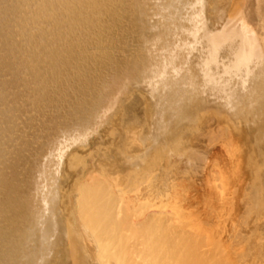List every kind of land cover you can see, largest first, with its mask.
Here are the masks:
<instances>
[{
	"label": "bare ground",
	"instance_id": "6f19581e",
	"mask_svg": "<svg viewBox=\"0 0 264 264\" xmlns=\"http://www.w3.org/2000/svg\"><path fill=\"white\" fill-rule=\"evenodd\" d=\"M205 1L206 0H0V264H252L254 261L256 262V264H261L260 258L262 255H260V254L257 255L255 257V259H251V260L248 259L246 256H242V257L240 256L241 254L248 252V251L244 250L243 247L247 249L249 245H246L247 246L246 247L244 244H248L249 241L252 242L255 239H257L256 236L253 234H256V232H257V233H259V234H257V236L262 235V234L264 235V232L263 233L261 232L262 234L260 233V231H262V229H259L261 225H259V226L255 225V223L258 221V218L256 219L253 216L252 220L254 221L256 219L255 220L256 222L255 221H254L255 223L253 222L254 224L251 222L250 218H246V219L244 218L245 220H243V221H242V219H239V217L240 218L242 217L243 213L245 214L248 206L246 207V209L244 208L245 212H243L241 216H239L241 213L240 214L238 213V219L237 220L232 219L233 221L239 220L237 224L231 220L230 224H232V222L234 223V225L228 224L229 226H231V228L227 227V223H229L227 221V219H226L227 223L224 222V225L226 224L224 226L223 225L224 218H223V221H221V219L218 218L224 227L219 226L217 224V222L215 225H213L215 223L214 222L210 225L212 227L213 226L216 227V225L219 226V227H216L217 229H215V227H214V229L213 228L209 229L205 225L206 229L200 228V230L202 229L200 231V233H198V231L196 233L195 227L198 228L197 225L202 226L201 224H199V221H198L199 219L198 220L196 219V221L194 222L195 219H192L193 221H191V219H189L190 217L187 218V216L182 217L179 214H175V213L173 214L172 211H173L174 205H171L172 207H170V204H167V202L165 200L162 201L163 202L162 204L160 202H159L160 204H158L157 203L158 201L155 202L156 196H158V195H156L155 191H153V193L155 192L153 194L151 190L149 191V189L148 190L146 189L147 190L146 193L148 195L146 193H144L146 195V196H144V194L142 192L143 197L139 196V195L137 196V193H138L137 191H140V192L142 191V188H139V184H140L138 182L139 179L135 181V184L136 183H138V184L133 186V187H135L134 193L136 192L134 194V198H133V196L129 197L126 194V192L129 195H130V193L127 190L125 191L126 187L124 188L121 186L123 183L121 184L119 182V180H116V177H118V176H116L117 173H115L116 174L115 178H113V179L111 178V177H113L112 175H114L112 173H111L112 175L110 174V172H112V171H110L111 169L109 170L110 172L108 170H105V171L103 170L104 173L101 172L102 170L98 171V172L97 171L94 172V170H93V172H91V171H89V169L91 168V166L88 164L89 162L87 163V166L84 165L85 167L72 169L74 173H71V174H74V175L75 174L76 175L77 174L82 175L84 172L86 174V169H88L89 173L86 174V177H84V179H82L83 178L82 177L81 178L82 180L79 179L78 176L77 177L75 176L76 179H79V182L75 181L76 180L75 178H73V179H75L74 180L75 182H73V179L70 178L72 181L70 179L69 180L71 182H73V185L75 186V188H73V187L69 188V193L67 192L68 193L67 195L62 194V191H61L62 189H61V187H59L61 189L60 190L58 188V185H56L57 187L56 186L51 187L53 182L55 184H57V182H58V181L56 182V180H58V178H57L58 174L57 173L55 174V171L53 174L56 175L55 176L56 179L54 178V175L52 176V174H51L53 170L50 172V174H51L50 178L52 179V177H53L54 178L53 180H55V181H53V180L51 181L49 179L51 181V183H50L51 185L49 183L43 182L44 177H45L46 181L49 182L47 177L50 175H48L49 174L48 173L47 174L48 176L46 177V175H45L46 169H48L47 172H49V169H52V168L54 169V166L56 165L55 166L56 170L58 168L60 170L62 168V165H63V172L65 171L64 164H62L61 166H59V165L63 162L65 163L66 162L65 158L69 157L71 155L72 152H67L68 147H72V149H70L71 151L73 150V146L75 144H77L78 146H81V148H83V146H84L83 144H86V142H85L86 139H85V137L82 138V139H85V141H84L80 138L82 136H85V135H86V138H88L90 135L93 134V131L95 134V130L98 128V126H100L99 124L102 123L101 121L103 119L107 120V122H108V120L110 121V117L108 119V117H107L108 115H106V114H108V112L107 113L105 112L106 114L103 113V111H106L105 106H106V108L113 107V109H114L116 107V103L120 102V100H121V95L123 94L122 92L125 93L127 88L129 89V87H127L126 85H128V84L130 85V83L134 82V81H132L134 78H138V79L140 78L141 80L140 79L137 80L138 84H136L134 82L135 84L134 83L132 84V85H134V87L131 86L130 88L135 90L136 85H139V86H137V88L143 87L144 89H146L148 91L149 89H147V88H149V87H147V86H150V90L147 92V94L149 93L150 94V95L148 94L149 96L156 98V102H157L156 105L158 106V108H156L157 107L156 106L155 109H153V111L155 110V112H157L155 114L156 116L154 117L156 119V123L153 120L155 124L153 125V123H152L153 127L151 126L152 128L150 129L149 132H147L149 136L145 135V133L144 134L141 133L142 135H140V136H142L143 142H145V143H146V141H144V138H143L145 136H147L149 138L150 141L148 143H151V144H157L158 139L161 135H163L164 138H165V136H168L169 133L172 132L173 127L179 125L183 119L185 120V118L188 117L189 114L187 112L190 110H188L187 109L188 107L186 108L185 105L191 104L192 102H194V103H196V102L197 103H201V102H203V103H218L220 105H224V107H228L229 110L231 112H233V111L241 110L245 104L249 105L248 107L250 108L251 105H253L254 103L257 104L260 101L261 95H260V97H258L259 93H258L257 89H258V86L260 84L262 86L263 82H264V49H263V45H264L263 34L264 33L261 34V32H264V31H262V29L264 28V23H263L264 19H263V17H260L259 13H261L260 10L263 11V9H264L263 8L264 3H262V5H261V0H257L258 2H256V3L252 1L253 3L256 4V6L254 5V8H255L254 10L257 11V14H256L257 17H254V18L258 19V17H260L258 19L259 21L254 20L253 16L255 14L251 15L250 18H252V19H250L248 17V15H250L252 12L255 13L252 9L253 8L252 3H250V7L252 9L251 10L252 12L250 14H248L250 9L247 6H245V7H247L248 9L244 8L243 7L244 3H243L242 8H244V10L247 9V10H245V11H248L247 13L242 8H239V9L234 8L235 10L233 8H230L228 10L233 9L236 13L235 12L232 13V14L235 13L234 16L233 15L231 16V14H229V15L226 14L227 17H225L224 19L227 18L228 20H224V21L222 19L225 15L222 13L223 17H221L220 13L221 12L225 13V11H223L225 9H222L221 8L222 6H221L220 9H222V10H220L218 8L220 5H218V6L216 5V7H215V5H213V6L211 5L213 9L214 8L219 9L218 12H217L218 9H215V10L217 12V16L219 15L218 17H219V19H221L220 21L221 22L223 21V23H220V21H217L219 19L215 14V17H216L215 19H217V20H215V22L213 24H216L218 22L220 24V27L218 24V28H215L217 25H215V26L212 25L214 27L211 28V27H209L210 21H209V19H207L209 16L207 15V18H205V15H204V8H206L204 6V5H206ZM223 1H225V0H223ZM254 1H256V0H254ZM259 1H260V3H259ZM221 3H222V1H221ZM234 3H236V2H234ZM245 3H246V5L249 4L248 2H245ZM258 4H260L262 6V9L258 8V7H261L260 5L258 6ZM144 6L147 8H144ZM211 6H209L210 8L209 7L208 8L211 9ZM226 7L227 6H225V8ZM213 9H212V11H213ZM154 11H156L155 13L159 17L158 20H154L156 18V16L153 15ZM143 12H144L143 15L147 14L146 16H144V18H147V16H151V14H152V16H154V18L151 17V19H149V20L147 19L148 21H147L146 25L149 24L152 27V30L154 29V31L155 30L159 31V29H160V31H159L160 33L157 31L158 35L154 36L156 38L153 39L154 37L152 38L151 36H152V33L154 31L150 32V31H152L150 29V27H148V25L147 26L144 25V27H148L150 29V31L148 29L147 30L149 31V33H151L150 38H152V40L155 41V44L150 38H149L150 41H148V37L146 39L147 42H150V43L152 42L151 44H154L155 46L154 47L149 46L148 45L149 43L147 44V42L144 41L147 44L146 45L144 43L146 45V47L149 46L148 47L149 49L151 47V50H149L147 48L149 50V51H147L146 47L143 46V43L140 44V43H138L139 41L137 42L138 46H139V44L141 45L140 50L143 47L145 48L144 51L146 50L145 51L146 54H144V56L146 55L148 57V60L146 59L147 57L143 58V59H146L147 62L145 60H143V62H141L142 60L140 58L141 63L136 64L138 76L136 75L137 73H134V76L132 74V70H135V68L132 67L134 65L131 66V64H130L131 61L129 63V67L131 68V69L129 68V76H128V72L126 71V69L124 71L127 73H122V75L127 74V76H123L125 78H123V77L120 78L121 75H119V77L117 76V74H118V72L116 71L117 69H116V67H112L115 65L112 63V66L110 65L111 69L113 68V70L116 71L115 74L119 79L116 78V76H115V78H116L115 80L112 79V77H111L110 84H108L109 82L108 83L107 82L97 83V81L99 80L98 78L100 76L97 78L98 79L97 81L95 80V77L93 78L92 74H94L95 69L93 67H90V66L87 67V64H88L87 62L91 63L92 61H97V60H99V63H100V61L101 62H103V61L112 62L110 60L115 61V59L118 58L117 57L118 55H116L114 53V51H117V49L115 50L114 47L117 48L119 46V43H118L117 38L116 39L113 38V36H116L115 34L117 32H115L112 35V34H110L111 33L110 31H115L116 29H118V28L120 29V27L123 26V23L125 21L124 20L125 14H128L129 16L131 15L138 25V23L141 21V17H142ZM149 12H152V13H149ZM263 12L261 14H264ZM227 13H228V11H227ZM211 15L212 14H210V16ZM229 16H231V17H229ZM128 18H130V17H128ZM251 20H254V23L256 25L253 24L252 23L253 21H251ZM141 22H140V24H142ZM256 22H258V24H260V27H261V30L259 29L260 32L258 30V28H260V27H258L259 25H257ZM133 28H135V27H133ZM126 31H128V30H126ZM143 31H144V29H143ZM142 33L143 32H141V35H142ZM156 34L153 33V35H156ZM105 35H106L107 39H104ZM110 35H112V36H110ZM120 35H122V34H120ZM144 35L146 36V34H144ZM116 37H118V35ZM137 38H140V36ZM127 39H128V37H126V42H127ZM130 39H132V38H130ZM144 39H141V40H144ZM122 40H124V39L122 38ZM73 41H77V44H73ZM130 41H132V40H130ZM56 43L61 44L62 46L59 45L61 48H63V46H64V49L66 50L65 54H64L65 51L62 53L61 48H58L57 46H55ZM49 44H52L53 46H50ZM134 44H135V42L133 43V45ZM74 45L77 46V47L75 46L77 49H78V47H80V49H78V50L74 49V47H73ZM89 45H91L90 47H92L91 50L94 49L93 51H89V49H90ZM124 45L126 46V44H124ZM124 45H123V47H124ZM129 46L131 47L132 44L131 45L129 44ZM133 47H135V46H133ZM118 50H120V49H118ZM195 50H198L199 51L198 53H200V54L196 55L197 57L199 56L198 58H196V56L194 57L195 54L192 55ZM130 51H133V49H131ZM130 51L127 50L128 53H130ZM135 51H137V53L139 54L140 57L143 56L141 54L145 53L144 51H143V53H141L142 51L138 52L139 48ZM120 52H121V55H122V52H123V55L125 53L124 50L123 51L120 50ZM148 52H149V54L147 55ZM28 56H29V58L31 56V58L33 59L32 61L35 62V64L34 63L31 64L33 67H30V65H29V63L31 61L28 63V61H29ZM136 56H137L136 60H139V58H138L139 56L138 55H136ZM136 56H135V58H136ZM193 57L195 59H199V60H197V62H196V60L193 62L192 61V60H194V59H192ZM129 58H130V54H129ZM129 58L127 59L128 61H129ZM123 61H125V60H123ZM43 63L46 65H44ZM102 64H105V63H102ZM109 64H111V63H109ZM116 65H118V64L116 63ZM123 65H120V66L122 67ZM106 66L107 65H105V67ZM110 66H108L109 70H111ZM120 66H119L118 70L120 69ZM124 66H127V65H124ZM46 67H49L50 71H52L51 75H57L58 77L60 75H62V76L65 75L67 82H68V85H69L68 86L69 90L70 89H72L73 91L79 90V92H81L80 91L82 88L81 86H85V84H89L91 86V84H92V85H94V88L97 85L99 86V88H101V90L99 92H101V95H102V92H104V90L107 91L106 89H109V88L110 89H109V93L104 92V94L107 93L106 95L103 96L106 99L105 100L106 103L104 101L105 105H103L101 107V105L103 104L102 103L101 105L98 106V107H100V110L104 107L102 109L103 111L101 110L103 113L101 115L103 116L105 114L104 115L105 118L104 117L101 118L100 115L97 116V114L98 113L100 114L101 111L95 113V111H97V109H98L97 105H96L97 108L95 109V111L93 108L94 113H92L93 111H90L92 115L95 114V116H93L95 118V120H93V121L99 122V124L98 123L96 124L95 122H93V124L95 123V125H93L92 121L90 122V118H91L90 115L91 114L89 113V118H88V116H87L88 112L86 114V113H84L85 111H83V113L87 117L85 116V117H82L81 119H83V118L87 119L88 118V120L85 119L84 122L89 121L93 126L90 123H84L83 122V125H81V126L82 127L86 126V127L81 128L79 126L80 124L76 123V124H78V125L75 124L76 128L78 129V131L76 132L73 130L75 128V125L73 126L71 124L72 125L71 128H70V126L66 125L70 128L69 134H70V132L73 133V134L71 133L72 135L70 134L71 135L70 136L67 132L68 136H70L67 138L68 140L66 139L68 146L66 147L67 143L64 144L63 142H61V143H63V145L58 144L55 147V149H53V150L51 149L52 151H50L48 156L46 153H43L45 155L41 154L43 158H44V156L47 157V158L45 157L46 158L45 160H43V158H41L40 161H42V162H39L36 158V161L33 163H35V165L38 164L41 166L37 165L40 170L38 168H36V169H38L39 171L34 169L35 175H33V177L36 176V179L34 178L35 181H34V179H32V181H34V182H33V186H32L33 189H31V188L23 185V183H22L23 181L21 179H19V176L17 177V174L19 173L18 170L20 169V167L18 166V163L20 165V162L17 163V161H19V160L15 159V158L13 159V156L12 157L10 156V154L14 155V154L20 153L17 151L19 149L22 150L21 148L23 146L20 148V143H21V140L23 141L25 139L26 133H25V135L21 134V137H23V136H25V137L21 138V139L19 138L20 141H19V143H17V144H19V147L17 145V147L19 149H16L17 151H15L16 145H14L15 144L14 140H16V142H18L17 140H19V139H16L14 137V136L17 137L18 135L14 134L12 136V134L14 132L13 131L14 128H12V127H15L17 124V127H16V129H17L18 125H20L19 122L17 123V120H16V123L14 121L15 117L20 116V114L15 115L14 111L16 112V110H17L19 112L21 107H22V104L24 105L25 103H27V102L24 103V101H25L24 100L19 104L20 98H21V100H23L22 97L24 98L23 94H25L21 91L22 88L20 89L19 87H22V85L26 86V87H28L31 84L33 85L34 83H31V81L33 82V80L31 79L33 77L34 79H36L35 81L39 82L37 84L36 89H34V91L36 93L41 91L44 94V91L47 90V88L50 86L49 82H51V81H49V78L52 77L50 75V77L48 76V78H47V76H46L47 74L45 75L46 72L44 70H46ZM102 68H103V65H102ZM122 69H124V68H122ZM106 70H108V68H106ZM106 70H103V71H106ZM130 70H131V75H132L131 77H130ZM111 72H114V71H111ZM120 73H121V71H120ZM104 74H106V73H104ZM27 75L28 76L30 75L32 77L28 78ZM111 75H113V73H111ZM108 76L110 77V74ZM108 76H106V78H108ZM87 77H90V78L86 79ZM102 77H105V76H102ZM131 78H133V79H131ZM128 79L129 80L131 79L130 82L128 81ZM62 80H63V78H62ZM64 80H65V78H64ZM108 80H109V78H108ZM259 80L261 82L263 80V82L261 83V82H259ZM59 81H61V80H59ZM142 81L143 82L145 81L144 82L145 85L147 83V86H146L147 88L142 86L144 84H142V85L139 84V82L143 83ZM35 84H36V82H35ZM51 85L54 86V88H55V84L53 85L51 83ZM52 86H50V88ZM86 86H88V85H86ZM26 87H23V89H25ZM58 87L59 86H57V89H58ZM137 88H136V90H137ZM263 88H264L263 86L260 87V89H262L261 90L262 93H264ZM123 90H125V91H123ZM95 91H97V89H95ZM141 91H142V89H141ZM87 93H88V91H87ZM89 93H90V91H89ZM128 93H129V90H128ZM144 93H145V91H144ZM262 93H260V94H262ZM26 94H28V93H26ZM72 94H73V92H72ZM118 95H120V99H119ZM125 95H126V93H125ZM134 95H136V93H134ZM262 95L264 96V94H262ZM26 96H28V95H26ZM32 96H34V95H32ZM129 96L126 95V97H129ZM65 97H66V95H65ZM103 97H101V98H103ZM39 98H40V96H39ZM101 98L99 97L97 99H101ZM117 98L119 99V101H117L118 100ZM131 98H132V96H131ZM150 98L151 97H149L148 99H150ZM73 99H76V97ZM257 99H259V100H257ZM262 99H263V97H262ZM30 100L35 102L33 99H28V101H30ZM37 100H38V98H37ZM46 100L47 99H45V101ZM56 100H57V98H56ZM62 100H61V103H62ZM70 100H72V99H70ZM91 100L93 101V99H91ZM95 100H96V98H95ZM103 100L104 99H102L101 102H103ZM125 100H126V98H125ZM125 100H124V105H123L122 100H121L122 103H120V104H122L123 106H126ZM137 100H139V99H137ZM78 101H77V103H78ZM126 101L128 102V100H126ZM151 101H152V99H151ZM154 101H155V99H154ZM154 101H153V103H154ZM33 102H32V105H33ZM43 102H44V100H43ZM50 102H51V100H50ZM52 102H54V101L52 100ZM129 102H128V104H129ZM139 103H140V101L136 104H133V106L129 109V112L133 113L135 111V109H134L135 106H137V104H139ZM117 104H119V103H117ZM261 104H262V102H261ZM26 105L34 108V106H32V105H29V104H26ZM45 105L46 104H44V106ZM71 105H70V107H71ZM79 105H80V103H79ZM258 105H260V104H258ZM66 106H67V104H66ZM120 107L121 106L118 107L119 110L122 109V107L121 108ZM25 108H26V106H25ZM61 108L58 110H62ZM168 108H169V110L172 111V113H171V116L169 117V119H166L164 117V113L166 112V110ZM247 108L245 110H247ZM27 109H28V107H27ZM35 109H37V108H35ZM113 109L111 108V110H109V111H112ZM118 109H117V112H118ZM156 109H157V111H156ZM211 109H213V108H211ZM250 109H252V106ZM261 109H262V107H261ZM28 110H30V109H28ZM64 110H62L63 113H64ZM81 110H83V109L81 108ZM85 110H86V108H85ZM205 110H207V109L205 108ZM30 111H32V110H30ZM72 111L73 110L71 109V111H70L71 114H72ZM113 111H115V112H113V113L111 112V113L113 115H115L117 113L116 109ZM153 111H152V114H153ZM196 111H198V110H196ZM250 111H252V110H250ZM258 111L260 112L261 110L259 109ZM23 112L24 111H22V113ZM25 112H27V111H25ZM35 112L32 111L31 114H33ZM55 112H56V110H55ZM170 112H169V115H170ZM200 112H201V110H200ZM29 113L30 112H28V115H30ZM123 113H125V112H123ZM234 113H237V112H234ZM234 113H233V115H234ZM260 113H262V112H260ZM23 114H25V113H23ZM45 114H46V112H45ZM125 114H127V113H125ZM133 114H132V116H133ZM237 114H235V115H237ZM250 114H251V112H250ZM253 114H255V112ZM68 115H70V114H68ZM203 115H205V114H203ZM61 116H63V115H61ZM96 116L98 118H96ZM123 116L126 118V115L122 114V118H124ZM99 117L102 119V120L100 119L101 121H97L99 119ZM152 117L153 116H151V113H150V119ZM217 117H216V119H218ZM255 117H256V115H255ZM58 118H57V120H58ZM77 118H78V116H77ZM154 118H152V119H154ZM242 118H243V116H242ZM254 118L252 117V119H254ZM28 119H29V117H28ZM30 119H32V118H30ZM136 119H137V117H136ZM18 120H19V118H18ZM24 120L25 119H23V121ZM60 120H62V119L60 118ZM73 120H76V118ZM83 120H81V121H83ZM174 120H176V122ZM258 120H260V119H258ZM26 121H25V125H27L29 123V121H28V123L26 124ZM53 121H54V119H53ZM121 121H123L122 123H126L122 119H121ZM130 121H132V120H130ZM172 121L175 122L173 126L171 125ZM254 121L251 122V120H250L251 124L252 123L254 124L255 123ZM21 122H22V120H21ZM62 122L64 123V121H62ZM71 122H74V121H71ZM78 122H80V121H78ZM135 122H136V120H135ZM150 122H151V120H150ZM201 122H202V120H201ZM223 122H225V121L223 120ZM230 122H233V121H231V119H230ZM244 122L247 125L248 122H246V121H244ZM11 123H15V126H13L14 124L11 126ZM23 123H22V126L20 125L21 127H23ZM48 123H49V121H48ZM67 123L69 124V120ZM104 123H106V122H104ZM109 123H112V122H109ZM42 124H43V122H42ZM87 124L91 125L90 126L91 129L89 128L90 132L87 129V127H89V126H87ZM102 124H101V126H102ZM132 124H133V121H132ZM141 124H142V122H141ZM45 125H46V123H45ZM53 125H55V124H53ZM105 125H104V127H105ZM134 125H136V124H134ZM138 125H140V122ZM188 125H189V123H188ZM56 126H58V125H55V127ZM60 126L61 125L59 124V128H60ZM78 126H79V128H81L80 130H79ZM121 126H123V125H121ZM62 127L60 128L61 129L60 131H63V133L64 132L66 133V129L68 130V128L64 129L65 127H63V129H62ZM93 127H94V129L95 128L96 129L92 130ZM107 127H108V125H106V128ZM23 128H26V127H23ZM23 128H22V130H23ZM50 128H52V127H50ZM211 128H213V127H211ZM238 128L240 129V127H238ZM30 129L27 130L29 133L32 130V129L31 130ZM129 129H127V130H129ZM131 129L132 130H130V133L133 134L132 132H134L135 130L133 128H131ZM190 129H192V127H190ZM217 129H218V127H217ZM22 130H19V131L22 132ZM45 130H47V129H45ZM100 130H101V128H100ZM151 130H153V131L151 132ZM223 130H222V132H223ZM24 131H25V129H24ZM47 131H49V130H47ZM47 131L45 133H48ZM59 132H57V135ZM97 132H98V130H96V134H97ZM105 132H106V130H105ZM217 132H214V133H217ZM244 132H243V134H244ZM254 132H256V131H254ZM16 133H20V132H16ZM63 133L62 134L60 133L59 135H63ZM65 133H64V135H65ZM122 133H124V132H122ZM174 133H172V134H174ZM193 133H195V132H193ZM257 133H259V132H257ZM88 134H90V135H88ZM103 134H104V132L102 134H100V136ZM219 134H216V135H219ZM28 135H30V134H28ZM43 135H44V133L42 134V136ZM47 135H49V137L51 136V134H47ZM47 135H45V137ZM133 135H130L127 137L128 138L133 137ZM143 135H145V136H143ZM40 136H39V138H40V140H42L43 137L41 139ZM63 136H62V138H63ZM219 136H221V135H219ZM37 137L35 136L33 138H37ZM95 137H96V135H95ZM122 137H124V136H122ZM147 137H146V139H147ZM52 138H53V135H52ZM52 138H48V140L45 139V142L46 141L48 142L51 139V141H49L48 143L46 142V144L49 145V143H52V142H54V144H56L57 141L55 142V139L57 140L58 137L56 138V136L54 134L55 139H52ZM106 138H108V137L106 136ZM174 138H175V136H174ZM239 138L240 137H238V140H239ZM79 139L82 140L81 142H85V143H78L80 141ZM93 139H94V136H93ZM99 139H101V138H99ZM99 139H98V141H100ZM103 139H104V137H103ZM108 139H110V137ZM177 139H178V137H177ZM177 139H175V140H177ZM259 139H261V138H259ZM26 140L29 141V138L28 139L26 138ZM26 140H25V142H26ZM60 140H62L61 137L59 138V141ZM91 140L89 138V141H91ZM30 141H32V140H30ZM59 141L57 143H59ZM141 141L139 142V141H133L132 140L133 143L139 142V144H144ZM161 141H162V139H161ZM9 142H12V143H9ZM13 142H14V144H13ZM169 142H170V140H169ZM178 142L179 141H176L175 144H176V146L179 147V145L177 144ZM220 143H222V142H220ZM244 143H246V142H244ZM22 144H23V142H22ZM40 144L38 147L41 146ZM42 144H44V140H43ZM151 144H149V145L147 144V145L149 147H151L150 146ZM9 145H14L15 147H13V146H11V147L14 148L13 152L15 151L17 153L13 154L12 149L11 148H10L11 150L8 149ZM53 145L50 144V147H52ZM89 145H91V144H89ZM89 145L86 144L85 146H87V148H88ZM101 145H103V144H101ZM147 145L144 146V149L146 147V151H148L147 148L150 149ZM54 146H53V148H54ZM160 146L161 145H159V149L162 150L163 147L160 148ZM170 146L172 147V145H170ZM170 146H169V148H170ZM221 146H223V143L221 144ZM30 147H31V145H30ZM50 147H48V148H50ZM94 147H95V145H94ZM166 147L168 150V146H166ZM178 147H176L177 151H178ZM44 148L46 149V146ZM48 148L46 150H48ZM100 148H102V147H100ZM152 148L154 149L155 146ZM152 148L150 149V151L152 150ZM257 148L258 147H256V149ZM23 149H24V147H23ZM28 149H30V148H28ZM43 149H42V151H43ZM94 149L96 151V147ZM157 149H158V146H157ZM170 149H169V151H170ZM172 149H171V152H173ZM248 149H249V146H248ZM74 150H76V148ZM102 150H103V148H102ZM141 150H142V148H141ZM183 150H185V149H183ZM238 150H241V148H239ZM30 151L32 154V150H30ZM143 151L145 152V150H143ZM150 151H148L149 152L148 154L151 155L152 152H150ZM154 151H156V150H154ZM169 151H165V152L167 153ZM23 152H24V150H23ZM23 152H22V154H23ZM35 152H34V154L37 153V152L36 153ZM124 153H126V152L124 151ZM178 153L179 154H176V151L174 152V154L180 156V152H178ZM184 153L186 154L187 152H184ZM184 153H183V155H184ZM31 154L29 153L30 156H31ZM34 154H33V156H34ZM136 154H137V152H134L135 156H136ZM249 154H251V152H249ZM36 155H38V153ZM75 155H76V153L73 154L74 157H75ZM242 155H245V154H242ZM253 155H254V153H253ZM17 156H18V154H17ZM106 156H107V154H106ZM181 156H182V154H181ZM250 156H252V155H250ZM22 157H24V156H22ZM40 157H38V158L40 159ZM78 157H79V155H78ZM138 157L139 156H137L136 160H134V161L132 160L131 163H130V161L129 162L126 161L128 164H130V167H132V168H133V166H131V164L134 166L136 164V166L133 170V173H135L136 176L139 175L140 171H141L140 174H142L141 168H142L143 163H141L142 161H140L141 159H138ZM164 157H166V156H164ZM173 157H174V155H173ZM235 157H236V155H235ZM126 158H127V156H126ZM128 158H130V157H128ZM207 158H208V156H207ZM53 159H55L54 160L55 164L52 163ZM69 159H70V157L68 158V161H69ZM110 159H112V158H110ZM122 159L120 162L121 164L123 162ZM146 159H147V157H146ZM62 160H63V162H61ZM186 160L188 162L191 161L190 159L188 160L187 158L185 159V161ZM196 160L197 159H194V164L197 163V162L195 163ZM74 161H75V159H74ZM117 161L119 162L120 160H117ZM192 161H191V163H192ZM206 161L207 160H205V162ZM246 161H247V159H246ZM246 161L244 162V165L246 164ZM25 162H26V159H25ZM126 162H123V163H126ZM134 162H136V163L134 164ZM162 162H163V160H162ZM242 162L243 161L241 160V163ZM22 163H23V161H22ZM51 163L53 165H51ZM93 163L94 162L92 161L91 164H93ZM96 163H97V161H96ZM120 163H119V165H120ZM163 164L165 165V161L163 162ZM261 164H263V163H261ZM32 165L33 164H31V166ZM35 165H34V168H35ZM77 165H79V164H77ZM97 165H100V163L99 164L97 163ZM123 165H126V164H123ZM159 165H160V163H159ZM159 165H157V167ZM178 165L179 164H177V166ZM48 166H49V168H48ZM51 166H53V167L50 168ZM100 166L104 167L103 164ZM100 166H99V168H100ZM183 166H184V164H183ZM247 166H249V165H247ZM164 167H163V170L160 169V170H162V175H164V171L166 172ZM190 167H191V164H190ZM190 167H188L187 169H189ZM169 168L167 170L172 171L171 167H169ZM254 168H256V167H254ZM8 169H10L11 171H8ZM260 169L261 168H259V171H260ZM25 170L26 169H24V171ZM72 170L70 172H72ZM122 171H124V170H122ZM175 171H177L176 168H175ZM175 171H173V173ZM186 171H188V170H185V172ZM259 171H257V172H259ZM15 172H17L16 176H15ZM63 172H61V173H63ZM154 172H156V171H154ZM188 172H190V171H188ZM192 172H193V170H192ZM157 173H156V175H157ZM159 173H161V172H159ZM159 173H158V179H159V175H160ZM168 173L171 174L172 172L167 171V173H165V174L167 175ZM181 173H184V172H181ZM85 174L82 176H85ZM95 174H97V175H95ZM261 174H264V173L261 172ZM145 175L143 173L140 176L145 177ZM176 175H178V174L176 173ZM256 175L258 176V174H256ZM30 176H32V175H30ZM58 177L60 179L62 177V175L60 176V174H59ZM64 177H62V178H64ZM67 178H69V176ZM129 178H130V176H129ZM166 178H168V177H166ZM170 178H171V176H170ZM177 178H178V176H176V179ZM40 179H42L43 184L41 183ZM152 180H150V181H152ZM140 181H141V179H140ZM159 181H162V180H159ZM166 181L163 180V182H166ZM181 181H182V178H181ZM191 181H194V180H191ZM211 181H212V179H211ZM149 182L147 181L148 185H149ZM256 182H258V180ZM258 183H256V184H258ZM41 184H42L43 189L40 188ZM125 184H126V182H125ZM164 185H167V184H164ZM168 185H169V183H168ZM168 185H167V187H169ZM176 185H177V182H176ZM212 185H213V183H212ZM251 185H253L252 181H251ZM29 186H30V184H29ZM52 186H54V184ZM60 186H61V184H60ZM70 186H72L71 183H70ZM157 186H158V188H157ZM157 186H154V187H155V189L156 188L158 189V190L156 189L157 191H159V185H157ZM182 186H184V185H182ZM182 186H181V189L183 188ZM190 186H191V184H190ZM215 186H216V184H215ZM249 186H250V184H249ZM62 187H64V186H62ZM216 187H215V189H216ZM66 188H67V186H66ZM66 188H65V190H66ZM188 188H189V185H188ZM260 188H262V187L260 186ZM28 189L32 190L33 192L32 193L29 192ZM129 189H130V187H129ZM174 189L175 190L172 189V193L176 192V188H174ZM181 189L177 190L178 194L181 192ZM242 189H244V188H242ZM245 189H246V186H245ZM247 189H248V191L250 190V188H248V186H247ZM65 190L63 189V193H65L64 192ZM75 190L77 192L74 195L73 191H75ZM132 190H133V188H132ZM146 190L143 189V191H146ZM163 190H164V188H163ZM190 190L192 191V189H190ZM223 190H225V189H223ZM259 190L260 189H258V191ZM170 191H171V189H170ZM170 191H169V193H171ZM219 191L221 192L222 190L219 189ZM245 191H247V190H245ZM252 192H254V191H252ZM252 192L249 194H252ZM150 193H152V194H150ZM191 193H189V194H191ZM243 193H242V195H243ZM131 194H133V192ZM187 194H188V192H187ZM218 194H219V192H218ZM160 195H161V193H160ZM177 195H175V196H177ZM226 195H227V193H226ZM135 196H137V197H135ZM184 196H185V194H184ZM192 196H194V195H192ZM210 196H212V195H210ZM245 196H246V192H245ZM141 197H142V200L140 199ZM164 197H166V196H164ZM177 197L179 198V196H177ZM177 197H175V198H177ZM223 197H225V196H223ZM161 198H162V195L159 196V200L163 199V198L162 199ZM230 198H232V197H230ZM259 198H260V196H259ZM131 199H132V201H131ZM137 199H138V201H137ZM145 199L147 201L149 199L150 201L144 202ZM240 199H241V201L243 200L242 198H240ZM245 199H246V197H245ZM245 199L243 200V202L247 200V199L246 200ZM37 200L40 203L39 206L37 205V204H39L37 202ZM135 200H136V202H135ZM139 200H141V201H139ZM174 200H176V199H174ZM220 200L221 199H219V201ZM249 200H247V201H249ZM34 201L37 202L36 206H38V207L34 208V209L31 208L32 211L36 209L34 213H31L28 210L30 209V207H32L34 205L33 204ZM164 201L166 203L165 204L166 208H167L166 210L161 209L162 206L164 205ZM170 202H171V200H170ZM228 202H229V199H228ZM231 202H233V201H231ZM177 203H178V201H177ZM245 203H247V202H245ZM262 203H264V201ZM180 204H179V206H181ZM223 204H224V202H223ZM168 205L170 208L167 207ZM220 205H219V207L222 208V206H220ZM176 206H178V205H176ZM179 206H178V208H179ZM245 206H246V204H245ZM262 206H264V205H262ZM253 209L254 208L252 207V209H251L252 212L254 211ZM262 209H264V208H262ZM168 210H170V211L172 210V211L170 212ZM182 210H183V208L180 209V214L184 211V210L183 211ZM177 211H175V212H177ZM219 211H221V210H219ZM213 212L215 214V211H213ZM216 212H217V210H216ZM177 213H179V212H177ZM188 213L189 212H187L186 215H188ZM257 213H259V211ZM174 215H176V216H174ZM178 215L181 216L180 217L181 220H178V218H179ZM217 215H218V213H217ZM228 215L229 214L227 213V216ZM177 216H178V218H177ZM191 217H193V216H191ZM243 217H244V215H243ZM185 218H187L186 221H184ZM182 219H183V221H182ZM189 220H190V222H189ZM260 220L262 222H264L262 219H259V222L256 224L262 223V222H260ZM244 221H248V222L250 221L251 222V224L246 223L247 225L249 224L248 228L246 227L247 225L245 223H242ZM188 222L191 225L194 224L195 226H193V225L191 226ZM192 222H194V223H192ZM195 223H198V224H195ZM201 223H203V220L201 221ZM187 224H189V225H187ZM252 224L254 225V227L251 226ZM208 225H209V223H208ZM249 226H250V228H249ZM192 227H194V228H192ZM256 227H258V228H256ZM261 227H263V226H261ZM251 228H252V230H253V228L254 229L256 228L255 230L258 229L259 231L258 230L256 232H255V230L251 231ZM209 231L213 234L206 233ZM215 231H216V233L218 231L217 235L214 234ZM258 239L264 240V237L263 238L258 237Z\"/></svg>",
	"mask_w": 264,
	"mask_h": 264
},
{
	"label": "rangeland",
	"instance_id": "374dc122",
	"mask_svg": "<svg viewBox=\"0 0 264 264\" xmlns=\"http://www.w3.org/2000/svg\"><path fill=\"white\" fill-rule=\"evenodd\" d=\"M215 1V2H214ZM220 0H206L205 2H206V5H204L206 8H204V15H205V18H207V15L209 16L207 19H209V21H210V24H209V27H211V28H213L215 25H217L215 28H218V22L216 23V24H213L214 22H215V20H217V19H215L216 17H215V14H216V16H217V12L219 11V9H220V7L222 8V9H225V10H223V11H225V13L224 12H219L221 15V17H223V14L225 15L224 17H223V21L224 20H228L227 18L226 19H224L225 17H227V15L226 14H231V16L233 15L234 16V14L236 13L234 10V8H237V9H239V8H242V6H243V3H244V8H249L250 9V11H249V13L248 14H250L252 11V9H253V11L255 12V13H251L250 15H248V17L250 18L251 17V15H254L253 16V18L254 17H257L256 16V14H257V11H255L254 9V5L256 6V2H258L257 0L256 1H254V0H225V1H223V0H221L222 1V3H221V1L219 2ZM248 2L249 4H247L246 5V3L245 2ZM250 1V2H249ZM255 2V3H253V2ZM209 2V3H208ZM213 2V3H212ZM219 2V3H218ZM228 4H226V3ZM234 2H236V3H234ZM208 3V4H207ZM234 3V4H233ZM250 3H252V6H253V8L251 9V7H250ZM259 3H260V1H259ZM262 3H264V0H261V5H262ZM213 5H215V7H216V5L218 6V5H220L218 8H212V6ZM235 7H234V6ZM260 4H258V6H259ZM260 5V6H261ZM146 6V5H145ZM144 6V8H147V7H145ZM209 6H211V9H209L210 7ZM224 6V7H223ZM225 6H227L226 8H225ZM230 6V7H229ZM245 6H247V7H245ZM149 7V6H148ZM209 7V8H208ZM229 7V8H228ZM209 10H208V9ZM230 8H233V9H231V10H228V9H230ZM244 8H242L243 10H244ZM247 8V9H248ZM257 8V7H256ZM258 8H260V9H262V6L261 7H258ZM257 8V9H258ZM264 8V7H263ZM212 9H213V11H212ZM215 9H218L217 10V12H216V10ZM222 9H220V10H222ZM236 9V10H237ZM247 9H245V10H247ZM256 9V10H257ZM259 9V10H260ZM233 10V11H232ZM244 10V11H245ZM144 11V10H143ZM211 11V12H210ZM227 11H228V13H227ZM232 11V12H231ZM261 11V13L264 11V9H263V11L262 10H260ZM156 11H154V13H155ZM207 12V13H206ZM214 12V13H213ZM231 12V13H230ZM233 12H235L234 14H232ZM246 13L248 12V11H245ZM149 13H152V12H149ZM153 13V15H155L156 16V18L154 19V20H158L159 19V17L157 16V14L155 13L154 14ZM223 13V14H222ZM261 13H259L260 14V17H263V19H264V14H261ZM264 13V12H263ZM144 14V12L142 13V17H141V23L142 24H140V22L138 23V25H137V23H136V21L134 20V18L130 15H128V14H125V16H124V23H123V26H121L120 27V29L118 28V29H116L115 31H110L111 33L110 34H114L115 32H117L115 35L117 36L118 35V37H116V36H113V38L114 39H118V43H119V46L116 48V47H114V49L116 50L117 49V51H114V53L116 54V55H118L117 57V59H115V61L114 60H110V61H112V62H109V61H103V62H101L100 61V63H99V60H97V61H92L91 63L90 62H87L88 64H87V67L88 66H90V67H93L94 69V74H92L93 75V78L95 77V80L97 81L98 79V81H97V83H100V82H109L108 84H110V82H111V77H112V79H116V78H118L119 77V75H121L120 76V78L121 77H123V76H127V74H125V75H122V73H127L128 72V76H129V63H130V61H131V66L132 65H134V66H132V67H134L135 68V70H132V74H133V76H134V73H137L136 75L138 76V71H137V68H136V64L137 63H141V62H143V60H145L146 62H147V60H148V57L145 55L144 56V54H146V50L147 51H149V50H151V47H150V49L148 48L149 46H155L154 44H155V41H153L152 40V38L154 37V36H157L158 35V32L160 31V29H159V31L158 30H155L154 31V29L152 30V27L149 25V24H147L148 25V27H150V29L152 30V31H150V29L148 28V27H144V25L145 26H147L146 25V23H147V21L149 20V19H151V17H153L154 18V16H152V14H151V16H147V18H144V16H146V15H143ZM210 14H212L211 16H210ZM258 14V15H259ZM219 16V15H218ZM217 16V17H218ZM231 16H229V17H231ZM128 17H130V18H128ZM150 17V18H149ZM220 17V18H221ZM260 17H258V19L260 18ZM213 18V19H212ZM148 19V20H147ZM218 19H219V17H218ZM250 19H252V18H250ZM257 19V18H256ZM255 18H254V20L255 21H259L258 19L256 20ZM221 19H219V20H217V21H220ZM254 20H251V21H253L252 23L253 24H255L254 23ZM208 21V22H209ZM223 21L221 22L220 21V23H223ZM133 22V23H132ZM145 23V24H144ZM257 23V25H259L258 27H260V24H258V22H256ZM263 23H264V21H263ZM128 24V25H127ZM125 25V26H124ZM131 25V26H130ZM143 25V26H142ZM212 25H214V26H212ZM256 25V24H255ZM131 27V28H130ZM133 27H135V28H133ZM144 27V28H143ZM219 27H220V24H219ZM257 27V26H256ZM257 27V28H258ZM123 28V29H122ZM126 28V29H125ZM138 28V29H137ZM125 29V30H124ZM136 29V30H135ZM143 29H144V31H143ZM150 32H153L154 34H156V35H153V33H152V36H151V33H149V31ZM261 30V27L260 28H258V30ZM264 29V28H263ZM262 29V31H264ZM126 30H128V31H126ZM260 30H259V32H260ZM123 31V32H122ZM143 32L142 33V35L144 36H142L141 35V32ZM158 31V32H157ZM125 32V33H124ZM140 32V33H139ZM132 33V34H131ZM160 33V32H159ZM262 33H264V32H261V34ZM120 34H122V35H120ZM140 34V35H139ZM144 34H146V36L144 35ZM148 34V35H147ZM112 35H110V36H112ZM125 35V36H124ZM124 36V37H123ZM140 36V38H137V37H139ZM150 36L152 37V38H150ZM263 36H264V34H263ZM126 37H128V39H127V42H126ZM147 37H148V41H150L149 40V38L154 42V44H151L150 42H147ZM122 38L124 39V40H122ZM130 38H132V39H130ZM137 38V39H136ZM145 38V39H144ZM156 37H154L153 39H155ZM104 39H107V37H106V35L104 36ZM141 39H144V40H141ZM130 40H132V41H130ZM105 41V40H104ZM139 41V42H138ZM144 41H146L147 42V44L149 45V46H147L146 47V43L144 42ZM132 42V43H131ZM135 42V44L138 42V43H140V44H142L143 43V46H145L146 47V50L144 51V47L140 50V44H139V46H138V43L135 45H133V43ZM44 43V42H43ZM131 45L132 44V46L130 47L129 46V44ZM146 45H145V44ZM53 44V43H52ZM52 44H49L50 46H53ZM57 44V45H56ZM55 44V46H57L58 48H61L59 45H61V44H59V43H56ZM73 44H77V41H73ZM124 44H126V46L124 45ZM159 44V43H158ZM121 45V46H120ZM123 45H124V47H123ZM199 45V44H198ZM62 46V45H61ZM76 45H74L73 47H74V49H76V50H78V49H80V47H78V49L75 47ZM91 45H89V51H93L94 49H92L91 50V48L92 47H90ZM133 46H135V47H133ZM127 49H126V48ZM139 48V51L138 52H141V53H143V51L145 52V53H143V54H141V55H143V56H139V54L137 53V51H135V50H137L138 48ZM123 48V49H122ZM149 50H148V49ZM113 49V48H112ZM118 49H120L121 51H123L124 50V55H123V52H122V55H121V52H120V50H118ZM131 49H133V51H130ZM263 49H264V45H263ZM61 50H62V53L64 52V54L66 53V50L64 49V46H63V48H61ZM127 50L128 51H130V53H128L127 52ZM196 51V52H195ZM194 51V53L192 54V55H194V57L196 56V55H198V54H200V53H198L199 51L198 50H195ZM120 52V53H119ZM127 52V53H126ZM132 53V54H131ZM137 53V54H136ZM197 53V54H196ZM129 54H130V58H129ZM149 54V52L147 53V55ZM136 55H138L139 57V60H136L137 59V56ZM191 55V56H192ZM123 58H122V57ZM127 56V57H126ZM135 56H136V58H135ZM146 58V59H143V58ZM192 58V59H194V60H192L193 62L196 60V62H197V60H199V59H195V58ZM199 57V56H198ZM197 56H196V58H198ZM28 58H29V56H28ZM27 58V59H28ZM125 58V59H124ZM129 58V61L127 60ZM140 58H141V62H140ZM31 59V60H30ZM122 59V60H121ZM33 59L31 58V56H30V58H29V61H28V63H29V65H30V67H33L31 64H35V62H33L32 61ZM123 60H125V61H123ZM144 61V62H145ZM95 62V63H94ZM126 64H125V63ZM97 63V64H96ZM99 63V64H98ZM102 63H105V64H102ZM109 63H111V64H109ZM112 63L113 64H115L114 66H112ZM116 63L118 64V65H116ZM133 63V64H132ZM44 64V63H43ZM96 64V65H95ZM127 65V66H124V65ZM44 65H46V64H44ZM101 65V66H100ZM102 65H103V68H102ZM105 65H107L106 67H105ZM112 67H116V71L118 72V74H117V76H116V71L115 70H113V68L111 69V66ZM120 65H123L122 67L120 66ZM108 66H110V69L111 70H109V67ZM118 66V67H117ZM119 66H120V69L118 70V68H119ZM105 67V68H104ZM106 68H108V70H106ZM122 68H124V69H122ZM133 68V69H134ZM97 69V70H96ZM106 70V71H103V70ZM126 69V71L127 72H125L124 70ZM128 69V70H127ZM131 69V68H130ZM46 73H45V75L47 76V78H48V76L50 77V75L52 74L51 72L52 71H50V68L49 67H46V70H44ZM97 71V72H96ZM111 71H114V72H111ZM120 71H121V73H120ZM124 71V72H123ZM50 72V73H49ZM102 74H100V73ZM108 72V73H107ZM110 72V73H109ZM98 73V74H97ZM104 73H106V74H104ZM111 73H113V75H111ZM110 74V77L108 76ZM115 74V75H114ZM135 75V76H136ZM30 76V75H29ZM28 75H27V77L28 78H31L32 76H30L29 77ZM52 77H50L49 78V81H51V82H49V84H50V86H52L51 85V83L54 85L55 84V88H54V86H52L51 88H50V86L47 88V90H45L44 91V94H43V92H41V91H39L38 93H36L35 91H34V89H36V87H37V84L39 83L38 81H35L36 79H34L33 77L31 78L32 80H33V82L31 81V83H34L33 85L31 84V85H29L28 87H26V86H23L22 85V87H19L20 89H21V91L23 92V93H25V94H23L24 95V98L22 97V99L23 100H21V98H20V100H19V104L22 102V101H24V103L25 102H27V103H25L24 105L26 106V108H25V106L22 104V107H21V109H20V111L18 112L17 110H16V112L14 111V113H15V115H19L20 114V116H16L15 117V119H14V121H15V123H16V120H17V123L19 122V124L22 126V123H23V127H26V128H23V127H21L20 125H18V128L16 129V127H17V124H16V126H15V123H11V126L13 125V126H15V127H12V128H14V132H13V134H12V136L15 134V135H18L17 137L16 136H14L16 139H21V138H24L25 136V139L22 141L21 140V143H20V148L23 146L24 147V149H23V147L21 148L22 150H20L18 147H19V144H17V143H19V141H20V139L19 140H17L18 142H16V140H14V142H15V144H14V142H13V144L14 145H16V148H15V151H17L16 149H19L17 152H20V153H17V152H13V150H14V148L13 147H15L14 145H9V147H8V149H12V153L14 154V153H17L18 154V156H17V154H14V155H12V154H10V156L12 157L13 156V159L15 158V159H17V160H19V161H17V163L18 162H20V165H19V163H18V166L20 167V169L18 170L19 171V173L17 174V172H15V176H16V174H17V177L19 176V179H21L23 182V185H25V186H27V187H29V188H31V189H33L32 188V186H33V182L35 181V179H36V176L35 177H33V175H35L34 174V169L35 170H37V171H39L40 169H39V167L38 166H41V165H35V163H33V162H35L36 161V158H37V160L39 161V162H42V161H40L41 160V158H43L42 157V155H45V154H43V153H46L47 154V156L49 155V153H50V151H52L53 149H55V147L58 145V144H61V145H63V143L64 144H66L67 143V138L68 137H70L73 133L72 132H70V134H69V131H70V128L72 127V125L74 126L76 123H79L80 125V127L81 128H83V127H86V126H81V125H83V122L85 121V119L86 118H83V119H81L82 117H85L86 115L84 114V113H86L87 114V112H88V118H89V113L91 114V112L90 111H93V108H94V111H95V109L99 106V105H101L102 103V105H101V107L103 106V105H105L104 104V101L106 100L103 96L104 95H106L107 93H109V89H106L107 91H105L104 90V92H107L106 94H104V92H102V95H101V92H99L100 90H101V88H99V86L97 85L95 88H94V85H92L91 84V86L89 85V84H85V86H81L82 88H81V92H79V90L77 91V90H72V89H70L69 90V88H68V82H67V79H66V76L64 75V76H62V75H60L59 77L57 76V75H51ZM101 78H100V77ZM102 76H105V77H102ZM106 76H108V78H109V80H108V78H106ZM115 76H116V78H115ZM132 75H131V70H130V77H131ZM54 77V78H53ZM99 77V78H98ZM53 78V79H52ZM62 78H63V80H62ZM64 78H65V80H64ZM90 77H87L86 79H89ZM98 78V79H97ZM106 78V79H105ZM123 78H125V77H123ZM41 79V78H40ZM58 79V80H57ZM105 81H104V80ZM119 79V78H118ZM131 79H133V78H131ZM130 79V80H131ZM140 79V78H139ZM138 78H134L132 81H134L136 84H138V82H137V80H139ZM59 80H61V81H59ZM130 80L128 79V81L130 82ZM136 80V81H135ZM141 80V79H140ZM144 80V79H143ZM131 81V82H132ZM35 82H36V84H35ZM56 82V83H55ZM134 82H132V83H130V85L128 86V85H126L127 87H129V89L127 88V92L125 91V90H123V91H125V93H126V95L127 96H129V97H126V95H125V93L124 92H122L123 94L121 95L120 93V95H121V100H122V102H123V105H124V100H125V98H126V100H128V102H129V104H128V102L125 100V105L126 106H123L122 104H120V103H122L121 102V100H120V102H117V101H119V99H120V95H118L119 96V99L116 101L117 103H119V104H117L116 103V107L113 109V107H111L113 110H115L116 109V112H117V109H118V107L119 106H121L122 107V109H118V112L115 114V115H113L112 113L113 112H115V111H109V110H111V108H106V106H105V110L106 111H103L102 109L104 108H102L101 110L103 111V113H107L108 112V114H106V115H108L107 117H108V119H109V117H110V121L108 120V122H107V120H105V119H101L102 117H104V115L102 116L101 114H103L102 113V111L100 110V107H98V109H97V111H95V113L96 112H99V111H101L100 112V114L98 113L97 114V116H99L100 115V117H99V119L97 120V121H101L102 123H100L99 124V122H95V121H93V120H95V118L93 117V116H95V114L94 115H90V122L92 121V124H93V122H95L96 124L98 123L100 126H101V124H102V126L104 127V125L106 124V125H108V127L106 128V125H105V127L103 128L102 126L100 127V126H98V128L96 129V130H98V132H97V134H96V130L94 129V127H93V129L92 130H95V134H94V131H93V134L92 135H90V134H88V135H90L88 138H86V135L85 136H82L80 139H82V138H84L85 137V139H86V141H85V139H82V140H84L85 142H86V144L87 145H89V144H91V145H89L88 146V148H87V146H85L86 144H83L84 146H83V148L85 149H83V148H81V146H78L77 144H75L74 146H73V150L76 148V150H70V149H72V147H68V150H67V152H72L73 154H75L76 153V155H75V157L73 156V154L71 153V155L69 156L70 157V159H69V161H68V158L69 157H66L65 158V160H66V162L64 163L63 162V160L61 161V162H63V163H61L59 166H61L62 164H64V169H65V171L63 172V165H62V168L59 170V168L56 170V168H55V166H54V169L52 168L53 166H51L50 168H52V169H49V172H47L48 171V169H46L45 170V172H46V177L48 176V175H50V176H48L47 177V179L49 180H53L54 178H55V174L57 173L58 174V176H59V174H60V176L62 175V177H64V178H60L59 179V177L57 176V178H58V180H56V182H57V184H55L54 182H53V184H54V186H52L50 183H51V181L49 180V182L48 181H46V179H45V177H44V183L46 182V183H49L50 185H51V187H55L56 185H58V188L59 187H61V191H62V194H65V195H67L68 193H69V188H71V187H73V188H75V186L73 185V182H75V181H77V182H79V179H81L82 177V179H84V177H86V174H88L89 173V171H91V172H93V170H94V172H98V171H101L102 173H104V171L105 170H110V171H112V172H110V174L112 173V174H114V175H112L113 177H111L112 179L113 178H115V173H117V175L116 176H118V177H116V180H119V182L122 184L121 186L122 187H126L125 188V191L127 190L129 193H130V195L126 192V194L130 197V196H133V198H134V194L136 193H134V188L135 187H133L134 185H136V184H138V183H136L135 184V181L136 180H138L139 179V188H142V191L140 192V191H137L138 193H137V196L139 195V196H142L143 197V194L144 193H146L147 192V190L149 189V191L151 190L152 191V193H153V191H155L156 192V195H158V196H156V199H155V202L156 201H158L157 203L158 204H162L163 202V200H165L166 202H167V204H170V207H172L171 205H174V207H173V211H172V213L174 214H179V215H181L182 217L184 216V217H186L187 216V218H189V219H191V221H193L192 219H195L194 220V222L196 221V219L199 221V224H201L202 226H199V225H197L198 226V228H196L195 227V231H196V233H197V231H198V233H200V231L202 230V229H206V227L207 228H209V229H214V227L215 226H211L210 224H212V223H214L213 225H215L216 224V222H217V224L219 225V226H223L224 225V222H226L227 223V221L229 222V223H227V227H230L231 228V226H229L228 224H230V222H231V220L233 219H235V220H237L238 219V213L240 214L239 216H241L242 215V213L243 212H245V209H246V207H247V209H246V212H245V214L243 213V215H244V217H243V215H242V217L240 218L239 217V219H242V221L243 220H245L246 218H250V220H251V222L253 223L257 218H258V221L256 222V223H258L259 222V219H262L263 221H264V209H262V208H264V206H262V205H264V203H262L264 200V174H261V172L262 173H264V96L262 95V94H264V93H262V89H260V87H264V82H263V80H262V82H263V85L261 86V84L258 86V93H259V96L258 97H260V95H261V97H260V101L256 104V103H254L253 105H251L252 106V109H250L251 108V106H250V108L248 107L249 105H244L243 106V108L241 109V110H237V111H233V112H231L230 110H229V108L228 107H224V105H220V104H218V103H203V102H201V103H194V102H192L191 104H187V105H185V107L188 109V110H190V111H188L187 113L190 115H188V117H186L185 118V120L183 119L181 122H180V124L179 125H177V126H175V127H173V129H172V132L171 133H169V135L168 136H165V138L163 137V135H161L160 137H159V139H158V142H157V144H151V143H148L150 140H149V138L147 137V136H149L148 135V133L147 132H149L150 131V129L153 127V125L156 123V119L154 118L156 115V113L157 112H155V110L153 111V109H155V107L157 106L156 105V98H154V97H152V96H149L148 94H147V92L150 90V86H147V83H146V85L144 84V82L143 83H141V82H139V84H144V85H142V86H144V87H149V88H147V89H149L148 91L146 90V89H144L143 87H138L137 88V86H139V85H136V88H137V90H136V88H135V90L137 91H135V90H133L132 88H130L131 86H133L134 87V85H132ZM259 82H261L260 80H259ZM258 82V83H259ZM261 82V83H262ZM60 83V84H59ZM134 83V84H135ZM58 84V85H57ZM86 85H88V86H86ZM57 86H59L58 87V89H57ZM93 86V87H92ZM23 87H26L25 89H23ZM92 87V88H91ZM63 88V89H62ZM66 88V89H65ZM125 88V89H126ZM29 89V90H28ZM69 91H68V90ZM93 89V90H92ZM95 89H97V91H95ZM140 89V90H139ZM141 89H142V91H141ZM260 89V90H259ZM264 89V88H263ZM24 90V91H23ZM28 90V91H27ZM54 90V91H53ZM59 90V91H58ZM72 90V91H71ZM84 90V91H83ZM88 91V93H87V91ZM128 90H129V93H128ZM133 90V91H132ZM64 91V92H63ZM89 91H90V93H89ZM132 91V92H131ZM144 91H145V93H144ZM30 92V93H29ZM52 92V93H51ZM70 92V93H69ZM72 92H73V94H72ZM96 92V93H95ZM99 92V93H98ZM264 92V91H263ZM26 93H28V94H26ZM34 93V94H33ZM57 93V94H56ZM65 93V94H64ZM67 93V94H66ZM134 93H136V95H134ZM260 93H262V94H260ZM60 94V95H59ZM129 94V95H128ZM140 96H139V95ZM26 95H28V96H26ZM32 95H34V96H31ZM46 95V96H45ZM64 95V96H63ZM65 95H66V97H65ZM68 95V96H67ZM75 95V96H74ZM81 95V96H80ZM124 95V96H123ZM39 96H40V98H39ZM90 96V97H89ZM95 96V97H94ZM123 96V97H122ZM131 96H132V98H131ZM137 98H136V97ZM151 97L150 99H148L149 97ZM36 97V98H35ZM51 97V98H50ZM54 97V98H53ZM59 97V98H58ZM76 97V99H73V98H75ZM101 98V97H103V98H101V99H97V98ZM141 97V98H140ZM143 97V98H142ZM257 97V98H258ZM262 97H263V99H262ZM37 98H38V100H37ZM56 98H57V100H56ZM95 98H96V100H95ZM155 99V101H154V99ZM28 99H33L35 102H33V101H28ZM44 100V102H43V100ZM45 99H47L46 101H45ZM63 99V100H62ZM70 99H72V100H70ZM89 99V100H88ZM91 99H93V101L91 100ZM102 99H104L103 100V102H101L102 101ZM124 99V100H123ZM136 99V100H135ZM137 99H139V100H137ZM142 99V100H141ZM151 99H152V101H151ZM263 101H262V100ZM37 100V101H36ZM41 100V101H40ZM49 100V101H48ZM50 100H51V102H50ZM52 100L54 101V102H52ZM61 100H62V103H61ZM79 100V101H78ZM85 100V101H84ZM257 100H259V99H257ZM39 101V102H38ZM58 101V102H57ZM65 101V102H64ZM77 101H78V103H77ZM96 101V102H95ZM98 101V102H97ZM100 101V102H99ZM140 101V103L139 104H137V106H135V111L132 113H130L129 112V109L133 106V104H136V103H138ZM153 101H154V103H153ZM30 102V103H29ZM32 102H33V105H32ZM43 102V103H42ZM60 102V103H59ZM151 102V103H150ZM261 102H262V104H261ZM35 103V104H34ZM57 105H56V104ZM79 103H80V105H79ZM105 103H106V101H105ZM26 104H29V105H32V106H34V108L33 107H31V106H28V105H26ZM44 104H46L45 106H44ZM54 104V105H53ZM60 104V105H59ZM62 104V105H61ZM66 104H67V106H66ZM72 104V105H71ZM74 104V105H73ZM86 104V105H85ZM94 104V105H93ZM128 104V105H127ZM152 104V105H151ZM258 104H260V105H258ZM37 107H36V106ZM40 105V106H39ZM69 105V106H68ZM70 105H71V107H70ZM96 105H97V107H96ZM130 105V106H129ZM155 105V106H154ZM257 105V106H256ZM58 108H57V107ZM93 106V107H92ZM115 106V105H114ZM152 106V107H151ZM195 106V107H194ZM27 107H28V109H30V110H32V111H36L35 113H33V114H31L32 113V111H30V110H28L27 109ZM41 107V108H40ZM52 107V108H51ZM62 107V108H61ZM120 107V108H121ZM198 109H197V108ZM248 107V108H247ZM257 109H255V108ZM261 107H262V109H261ZM32 108V109H31ZM35 108H37V109H35ZM47 108V109H46ZM62 109V110H64V113L62 112V110H58V109ZM81 108L83 109V110H81ZM85 108H86V110H85ZM124 108V109H123ZM156 108H158V106L156 107ZM190 108V109H189ZM195 108V109H194ZM205 108L207 109V110H205ZM210 108V109H209ZM211 108H213V109H211ZM228 108V109H227ZM247 108V110H245ZM23 109V110H22ZM56 110V112H55V110ZM71 111V109L73 110L72 111V114H71V112L69 111V110ZM79 109V110H78ZM108 109V110H107ZM186 109V110H187ZM249 109V110H248ZM254 109V110H253ZM261 110L260 112H262V113H260L258 110ZM39 112H38V111ZM58 110V111H57ZM124 110V111H123ZM137 110V111H136ZM169 108L166 110V112L164 113V117L166 118V119H169V117L171 116V113H172V111L171 110H169ZM192 110V111H191ZM196 110H198V111H196ZM200 110H201V112H200ZM204 110V111H203ZM227 110V111H226ZM229 110V111H228ZM250 110H252V111H250ZM22 111H24L23 113H25V114H23L22 113ZM25 111H27V112H25ZM42 111V112H41ZM60 111V112H59ZM79 111V112H78ZM83 111H85L84 113H83ZM94 111L92 112V113H94ZM152 111H153V114H152ZM156 111H157V109H156ZM171 111V112H170ZM221 111V112H220ZM241 111V112H240ZM245 111V112H244ZM251 112V114H250V112ZM28 112H30L29 114L30 115H28ZM45 112H46V114H45ZM70 112V113H69ZM74 112V113H73ZM112 112V113H111ZM123 112H125V113H127V114H125V113H123ZM136 112V113H135ZM169 112H170V115H169ZM197 112V113H196ZM204 112V113H203ZM226 112V113H225ZM234 112H237V113H234ZM249 112V113H248ZM255 112V114H253ZM257 112V113H256ZM18 113V114H17ZM43 113V114H42ZM54 113V114H53ZM150 113H151V116H153L152 118H154V119H150ZM168 113V114H167ZM214 113V114H213ZM220 113V114H219ZM223 113V114H222ZM231 113V114H230ZM233 113H234V115H233ZM241 113V114H240ZM246 113V114H245ZM259 113V114H258ZM53 114V115H52ZM68 114H70V115H67ZM78 114V115H77ZM80 114V115H79ZM122 114H124V115H126V118L124 117V118H122ZM132 114H133V116H132ZM136 114V115H135ZM203 114H205V115H203ZM217 114V115H216ZM235 114H237V115H235ZM253 114V115H252ZM259 116H258V115ZM24 115V116H23ZM58 115V116H57ZM61 115H63V116H61ZM113 115V116H112ZM130 115V116H129ZM195 115V116H194ZM199 117H198V116ZM215 115V116H214ZM220 115V116H219ZM223 115V116H222ZM229 115V116H228ZM255 115H256V117H255ZM261 115V116H260ZM22 116V117H21ZM29 117V119H28V117ZM51 116V117H50ZM70 116V117H69ZM77 116H78V118H77ZM80 116V117H79ZM86 116V117H87ZM96 116V118H98ZM132 116V117H131ZM206 116V117H205ZM218 116V117H217ZM233 116V117H232ZM242 116H243V118H242ZM21 117V118H20ZM25 117V118H24ZM27 117V118H26ZM39 117V118H38ZM59 117V118H58ZM106 117V118H107ZM131 117V118H130ZM136 117H137V119H136ZM148 117V118H147ZM168 117V118H167ZM190 117V118H189ZM216 117L218 118V119H216ZM226 117V118H225ZM238 117V118H237ZM245 117V118H244ZM248 117V118H247ZM250 117V118H249ZM252 117L254 118V119H252ZM263 117V118H262ZM18 118H19V120H18ZM30 118H32V119H30ZM35 120H34V119ZM42 118V119H41ZM57 118H58V120H57ZM60 118L62 119V120H60ZM69 118V119H68ZM71 118V119H70ZM76 118V120H73V119H75ZM88 118L86 119V120H88ZM105 118V117H104ZM112 118V119H111ZM134 120H133V119ZM221 120H220V119ZM260 119V120H258V119ZM23 119H25L24 121H23ZM39 119V120H38ZM46 119V120H45ZM48 119V120H47ZM53 119H54V121H53ZM101 119V120H100ZM121 119L122 120H124L126 123H122L123 121H121ZM208 119V120H207ZM212 119V120H211ZM230 119H231V121H233V122H230ZM235 119V120H234ZM243 119V120H242ZM21 120H22V122H21ZM27 120V121H26ZM33 120V121H32ZM43 120V121H42ZM56 120V121H55ZM68 122V120H69V124L66 122V121ZM81 120H83V121H81ZM105 120V121H104ZM121 122H120V121ZM127 120V121H126ZM130 120H132L133 121V124H132V121H130ZM135 120H136V122H135ZM150 120H151V122H150ZM155 121V123H154V121ZM201 120H202V122H201ZM208 122H207V121ZM223 120L225 121V122H223ZM250 120H251V122L252 121H254L255 123L253 124H251V122H250ZM25 121H26V124L28 123V121H29V123L27 124V125H25ZM43 122V124H42V122ZM48 121H49V123H48ZM62 121H64V123L62 122ZM71 121H74V122H71ZM78 121H80V122H78ZM106 122V123H104V122ZM130 121V122H129ZM175 122H176V120H174ZM174 121H172L171 122V125L173 126L174 125ZM196 121V122H195ZM244 121H246V122H248L247 123V125L245 124V122ZM21 122V123H20ZM35 122V123H34ZM38 122V123H37ZM51 122V123H50ZM55 122V123H54ZM62 122V123H61ZM89 121H87V122H84V123H90ZM109 122H112V123H109ZM135 122V123H134ZM139 122H140V125H138L139 124ZM141 122H142V124H141ZM186 122V123H185ZM210 122V123H209ZM45 123H46V125H45ZM61 125L60 126V128L63 126V127H65L66 125H68V126H70V128L68 127V126H66L64 129H66V128H68V130L66 129V133H65V135H64V133H63V131H60L61 129L59 128V124ZM95 123L93 124V125H95ZM120 123V124H119ZM152 123H153V125H152ZM188 123H189V125H188ZM207 125H206V124ZM216 123V124H215ZM262 123V124H261ZM8 124V123H7ZM10 124V123H9ZM33 126H32V125ZM35 124V125H34ZM38 124V125H37ZM41 124V125H40ZM53 124H55V125H58V126H56L55 127V125H53ZM72 124V125H71ZM91 124V123H90ZM88 125L87 124V126H89V127H87V129H88V131L91 129L90 128V126L92 125ZM125 124V125H124ZM134 124H136V125H134ZM196 124V125H195ZM37 125V126H36ZM76 125H78V124H76ZM76 125H75V128L73 129L74 131H78V129L76 128ZM92 125V126H93ZM121 125H123V126H121ZM185 125V126H184ZM231 125V126H230ZM254 125V126H253ZM30 126V127H29ZM79 126H78V128H79ZM132 126V127H131ZM152 126V127H151ZM198 126V127H197ZM225 126V127H224ZM248 126V127H247ZM20 127V128H19ZM50 127H52V128H50ZM63 127H62V129H63ZM190 127H192V129H190ZM196 127V128H195ZM211 127H213V128H211ZM217 127H218V129H217ZM222 127V128H221ZM237 127V128H236ZM238 127H240V129L238 128ZM257 127V128H256ZM260 127V128H259ZM22 128H23V130H22ZM32 130H31V129ZM40 128V129H39ZM49 128V129H48ZM57 128V129H56ZM81 128H79V130L81 129ZM90 128V129H89ZM100 128H101V130H100ZM109 128V129H108ZM130 128V129H129ZM131 128H133L135 131L134 132H132L133 134H131L130 133V130H132ZM143 128V129H142ZM148 128V129H147ZM175 128V129H174ZM180 130H179V129ZM184 128V129H183ZM216 128V129H215ZM221 128V129H220ZM225 128V129H224ZM262 128V129H261ZM22 130V132L21 131H19V130ZM24 129H25V131H24ZM28 129H30L31 131H30V133L27 131ZM45 129H47V130H49V131H47V130H45ZM103 129V130H102ZM106 130V132H105V130ZM108 129V130H107ZM127 129H129V130H127ZM137 129V130H136ZM224 129V130H223ZM45 130V131H44ZM60 132H59V131ZM72 130V131H73ZM221 130V131H220ZM222 130H223V132H222ZM229 132H228V131ZM237 130V131H236ZM260 130V131H259ZM263 130V131H262ZM20 132V133H16V132ZM24 131V132H23ZM38 131V132H37ZM40 131V132H39ZM44 131V132H43ZM48 132V133H45V132ZM51 131V132H50ZM73 131V132H74ZM137 131V132H136ZM153 130H151V132H152ZM187 131V132H186ZM197 131V132H196ZM202 131V132H201ZM218 131V132H217ZM220 131V132H219ZM240 131V132H239ZM246 133H245V132ZM254 131H256V132H254ZM28 132V133H27ZM35 132V133H34ZM44 133V135L42 136V134ZM50 132V133H49ZM53 132V133H52ZM57 132H59L58 133V135L61 133H63V135H57ZM67 132H68V134L70 135V136H68V134H67ZM90 132V131H89ZM104 132V134L103 135H101L100 136V134H102ZM122 132H124V133H122ZM175 132V133H174ZM182 132V133H181ZM193 132H195V133H193ZM214 132H217V133H214ZM233 132V133H232ZM243 132H244V134H243ZM257 132H259V133H257ZM25 133H26V135H25ZM39 133V134H38ZM42 133V134H41ZM111 133V134H110ZM113 133V134H112ZM115 133V134H114ZM117 133V134H116ZM126 133V134H125ZM130 135H133V137H127V136H130ZM144 134L145 133V135H147V136H145V135H143V136H145V137H143L144 138V141H146V143L145 142H143V139H142V136H140V135H142V134ZM147 133V134H146ZM172 133H174V134H172ZM220 133V134H219ZM223 133V134H222ZM230 133V134H229ZM239 133V134H238ZM21 134H24L25 136H23V137H21ZM28 134H30V135H28ZM41 137V139H42V137H43V139L42 140H40V138H39V136ZM47 134H51V136L49 137V135H47ZM54 134H55V136H56V138L58 137V139L56 140L55 138H54ZM67 134V135H66ZM185 134V135H184ZM216 134H219V135H221V136H219V135H216ZM33 135V136H32ZM45 135H47L46 137H45ZM52 135H53V138H52ZM95 135H96V137H95ZM98 135V136H97ZM105 135V136H104ZM178 135V136H177ZM180 135V136H179ZM191 137H190V136ZM239 135V136H238ZM254 135V136H253ZM261 135V136H260ZM31 138H30V137ZM37 137V138H33V137ZM62 136H63V138H62ZM93 136H94V139H93ZM106 136L109 138L110 137V139H108V138H106ZM119 136V137H118ZM122 136H124V137H122ZM174 136H175V138H174ZM231 136V137H230ZM246 136V137H245ZM61 137V139L62 140H60L59 141V138ZM65 137V138H64ZM103 137H104V139H103ZM139 137V138H138ZM146 137H147V139H146ZM169 137V138H168ZM177 137H178V139H177ZM238 137H240L239 138V140H238ZM26 138L28 139L29 138V141L28 140H26ZM48 138H52V139H55V142L57 141H59V143H57L56 142V144H54V142H52V143H49V145L48 144H46V142H45V139H47L48 140ZM89 138H90V140L91 141H89ZM99 138H101V139H99ZM128 138V139H127ZM132 138V139H131ZM171 138V139H170ZM244 138V139H243ZM259 138H261V139H259ZM263 138V139H262ZM64 139V140H63ZM67 139V140H66ZM79 139V140H80ZM97 139V140H96ZM98 139L100 140V141H98ZM104 141H103V140ZM142 141H141V140ZM146 139V140H145ZM161 139H162V141H161ZM164 139V140H163ZM167 139V140H166ZM175 139H177V140H175ZM255 139V140H254ZM12 140V141H13ZM25 140H26V142H25ZM30 140H32V141H30ZM43 140H44V144H42L43 143ZM82 140H80L78 143H85V142H81ZM88 140V141H87ZM102 140V141H101ZM107 140V141H106ZM110 140V141H109ZM131 140V141H130ZM132 140L133 141H141L142 143H144V144H139V142L137 143V142H132ZM167 142H166V141ZM169 140H170V142H169ZM245 140V141H244ZM258 140V141H257ZM261 140V141H260ZM49 141H51V139L49 140ZM48 141V142H49ZM65 141V142H64ZM96 141V142H95ZM108 143H106V142ZM176 141H179L177 144L179 145V147L178 146H176ZM190 141V142H189ZM22 142H23V144H22ZM38 142V143H37ZM47 142V143H48ZM61 142H63V143H61ZM89 142V143H88ZM103 142V143H102ZM164 142V143H163ZM174 142V143H173ZM220 142H222L223 143V146H221V144L222 143H220ZM244 142H246V143H244ZM9 143H12V142H9ZM8 143V144H9ZM41 143V144H40ZM159 143V144H158ZM162 143V144H161ZM167 145H166V144ZM170 143V144H169ZM249 143V144H248ZM255 143V144H254ZM260 143V144H259ZM27 144V145H26ZM33 144V145H32ZM35 144V145H34ZM38 144V145H37ZM39 144L41 145L40 147H38L39 146ZM50 144L51 145H53L54 146V148H53V146L52 147H50ZM101 144H103V145H101ZM138 146H137V145ZM149 144H151L150 146L151 147H149L148 145ZM17 145H18V147H17ZM30 145H31V147H30ZM37 145V146H36ZM46 146V149L48 148V147H50V148H48V150H46L44 147ZM93 145V146H92ZM94 145H95V147H96V151H95V147H94ZM148 146L150 149L152 148V147H154L155 146V148L153 149L152 148V150L150 151V149H148L147 148V150L148 151H150V152H152L151 153V155L150 154H148L149 152L148 151H146V147H145V149H144V146ZM158 146V149H157V146ZM159 145H161L160 146V148L161 147H163V149L161 150V149H159ZM164 145V146H163ZM170 145H172V147L170 146ZM175 145V146H174ZM241 145V146H240ZM8 146V145H7ZM11 146H13V147H11ZM27 146V147H26ZM35 146V147H34ZM43 146V147H42ZM68 146V143L66 144V147ZM93 148H91V147ZM143 146V147H142ZM166 146H168V150H167V147ZM169 146H170V148L173 150V152H171V149L169 148ZM194 146V147H193ZM240 146V147H239ZM248 146H249V149H248ZM258 147L257 149H256V147ZM26 147V148H25ZM86 147V148H85ZM98 147V148H97ZM100 147H102L103 148V150H102V148H100ZM166 147V148H165ZM176 147H178V151H177V148ZM238 147V148H237ZM263 147V148H262ZM28 148H30V149H28ZM38 148V149H37ZM40 148V149H39ZM44 148V149H43ZM80 148V149H79ZM141 148H142V150H141ZM166 150H165V149ZM175 148V149H174ZM239 148H241V150H238ZM246 148V149H245ZM252 148V149H251ZM10 149V150H11ZM42 149H43V151H42ZM50 149V150H49ZM52 149V150H51ZM111 149V150H110ZM169 149H170V151H169ZM183 149H185V150H183ZM190 149V150H189ZM23 150H24V152H23ZM30 150H32V154H31V151ZM45 150V151H44ZM70 150V151H69ZM84 150V151H83ZM139 150V151H138ZM143 150H145V152L143 151ZM154 150H156V151H154ZM38 153V155H36L37 153ZM40 151V152H39ZM49 151V152H48ZM124 151L126 152V153H124ZM162 151V152H161ZM165 151H169V152H165ZM176 151V154H179L178 152H180V156L179 155H176V154H174V152ZM239 153H238V152ZM260 151V152H259ZM263 151V152H262ZM22 152H23V154H22ZM27 152V153H26ZM34 152L36 153V154H34ZM78 152V153H77ZM93 152V153H92ZM134 152H137V154H136V156L134 155ZM164 152V153H163ZM184 152H187L186 154L184 153V155H183V153ZM249 152H251V154H249ZM262 152V153H261ZM29 153L31 154V156L29 155ZM87 153V154H86ZM128 153V154H127ZM133 155H132V154ZM194 155H193V154ZM238 153V154H237ZM253 153H254V155H253ZM33 154H34V156H33ZM42 154V155H41ZM81 154V155H80ZM106 154H107V156H106ZM111 154V155H110ZM124 154V155H123ZM131 154V155H130ZM181 154H182V156H181ZM242 154H245V155H242ZM29 155V156H28ZM36 155V156H35ZM78 155H79V157H78ZM173 155H174V157H173ZM235 155H236V157H235ZM240 155V156H239ZM249 155V156H248ZM250 155H252V156H250ZM22 156H24V157H22ZM27 156V157H26ZM41 156V157H40ZM82 156V157H81ZM88 156V157H87ZM113 156V157H112ZM126 156H127V158H126ZM137 156H139L138 157V159H141L140 161H142L141 163H143L142 164V168H141V170H142V174L144 173V175H145V177H143V176H140V175H142V174H140L141 173V171L139 172V175H137L136 176V174L135 173H133V170H134V168H135V166H136V162H134V164H135V166L134 165H132L131 164V166H133V168L132 167H130V164H128L126 161H130V163L132 162V160L134 161V160H136V158H137ZM141 156V157H140ZM164 156H166V157H164ZM177 156V157H176ZM179 156V157H178ZM188 156V157H187ZM196 156V157H195ZM207 156H208V158H207ZM255 158H254V157ZM18 157V158H17ZM34 157V158H33ZM38 157H40V159L38 158ZM46 156H44V158H43V160H45L46 158H45ZM78 157V158H77ZM103 157V158H102ZM128 157H130V158H128ZM146 157H147V159H146ZM192 157V158H191ZM215 157V158H214ZM240 159H239V158ZM249 159H248V158ZM251 157V158H250ZM22 158V159H21ZM28 158V159H27ZM82 158V159H81ZM85 158V159H84ZM109 158V159H108ZM110 158H112V159H110ZM123 158V159H122ZM132 158V159H131ZM165 158V159H164ZM177 158V159H176ZM187 158L188 160L190 159L191 161H192V163H191V161H185V159ZM222 158V159H221ZM235 158V159H234ZM242 158V159H241ZM25 159H26V162H25ZM74 159H75V161H74ZM95 159V160H94ZM121 159H122V161L123 162H126V163H123L122 162V164L120 163L121 162ZM128 159V160H127ZM137 159V160H138ZM169 159V160H168ZM174 159V160H173ZM194 159H197L196 161H195V163L196 164H194ZM246 159H247V161H246ZM54 160L55 159H53V162L52 163H54ZM73 160V161H72ZM106 160V161H105ZM117 160H120L119 162L117 161ZM162 160H163V162L165 161V165L167 166H165L164 164H163V162H162ZM182 160V161H181ZM205 160H207L206 162H205ZM237 160V161H236ZM241 160L243 161L242 163H241ZM22 161H23V163H22ZM37 161V162H38ZM73 163H72V162ZM94 162L93 164H91V162ZM96 161H97V163L99 164L100 163V165H104V167H102V166H100V165H97V163H96ZM116 161V162H115ZM157 161V162H156ZM161 161V162H160ZM171 161V162H170ZM174 161V162H173ZM213 161V162H212ZM223 161V162H222ZM246 161V164L247 165H249V166H247L246 164L244 165V162ZM29 162V163H28ZM36 162V163H37ZM38 162V163H39ZM71 162V163H70ZM78 162V163H77ZM84 162V163H83ZM89 162V163H88ZM33 164L32 166H31V164ZM51 163V165H53ZM87 163L91 166V168L89 169V171H88V169H86V174H85V172L82 174V175H84L85 174V176H82V175H79V174H71V173H74L73 172V170L72 169H75V168H81V167H85V166H87ZM102 163V164H101ZM119 163H120V165H119ZM159 163H160V165L162 166H160L159 165ZM179 164L178 166H177V164ZM218 163V164H217ZM250 163V164H249ZM261 163H263V164H261ZM41 164V163H40ZM55 164V163H54ZM73 164V165H72ZM75 164V165H74ZM77 164H79V165H77ZM82 164V165H81ZM115 164V165H114ZM123 164H126V165H123ZM173 164V165H172ZM183 164H184V166H183ZM190 164H191V167H190ZM34 165H35V168H34ZM85 165V166H84ZM93 165V166H92ZM157 165H159L158 167H157ZM173 167H172V166ZM175 165V166H174ZM188 165V166H187ZM261 165V166H260ZM263 165V166H262ZM25 166V167H24ZM37 166V167H36ZM77 166V167H76ZM99 166H100V168H99ZM122 166V167H121ZM129 166V167H128ZM166 168H165V167ZM171 167V170L172 171H170V170H167L169 167ZM194 166V167H193ZM198 166V167H197ZM18 167V168H19ZM29 167V168H28ZM74 167V168H73ZM93 167V168H92ZM161 167V168H160ZM163 167H164V169L166 170V172L164 171V175H162V170H163ZM188 167H190L189 169H187ZM212 167V168H211ZM218 167V168H217ZM249 167V168H248ZM254 167H256V168H254ZM261 168L260 169V171H259V168ZM36 168H38V169H36ZM41 168V167H40ZM48 168H49V166H48ZM107 168V169H106ZM109 168V169H108ZM114 168V169H113ZM129 168V169H128ZM175 168H176V170L177 171H175ZM183 168V169H182ZM215 168V169H214ZM246 168V169H245ZM11 169V168H10ZM10 169H8V171H11ZM24 169H26L25 171H24ZM32 169V170H31ZM132 169V170H131ZM152 169V170H151ZM160 169H162V170H160ZM170 169V168H169ZM249 169V170H248ZM251 169V170H250ZM254 169V170H253ZM29 170V171H28ZM53 170V171H52ZM72 170V172H70ZM104 170V171H103ZM122 170H124V171H122ZM160 170V171H159ZM181 170V171H180ZM183 170V171H182ZM185 170H188V171H190V172H188V171H186L185 172ZM192 170H193V172H192ZM211 170V171H210ZM33 171V172H32ZM52 171V176L54 175V178L52 177V179L50 178L51 177V174H50V172ZM54 171H55V174H53L54 173ZM57 171V172H56ZM60 171V172H59ZM151 171V172H150ZM154 171H156V172H154ZM167 171L168 172H172L171 174H165V173H167ZM173 171H175L178 175H176V173L174 172L173 173ZM180 171V172H179ZM257 171H259V172H257ZM61 172H63V173H61ZM67 172V173H66ZM114 172V173H113ZM120 172V173H119ZM154 172V173H153ZM159 172H161V173H159L160 175H159V179H158V173ZM181 172H184V173H181ZM36 173V172H35ZM49 173V174H48ZM70 173V174H69ZM123 173V174H122ZM125 173V174H124ZM133 173V174H132ZM156 173H157V175H156ZM180 173V174H179ZM187 173V174H186ZM195 173V174H194ZM201 173V174H200ZM48 174V175H47ZM65 174V175H64ZM98 174V173H97ZM97 174H95V175H97ZM133 176H132V175ZM211 174V175H210ZM256 174H258V176L256 175ZM29 175V176H28ZM30 175H32V176H30ZM72 175V176H71ZM122 175V176H121ZM124 175V176H123ZM148 175V176H147ZM153 177H152V176ZM166 175V176H165ZM175 175V176H174ZM187 177H186V176ZM194 175V176H193ZM213 175V176H212ZM256 175V176H255ZM26 176V177H25ZM69 176V178H67ZM74 176V177H73ZM75 176L77 177L78 176V178L79 179H76L75 178ZM129 176H130V178H129ZM164 176V177H163ZM170 176H171V178H170ZM175 178H174V177ZM176 176H178V178L180 179H176ZM189 176V177H188ZM215 176V177H214ZM217 176V177H216ZM16 177V178H17ZM124 177V178H123ZM138 177V178H137ZM142 177V178H141ZM152 177V178H151ZM156 179H155V178ZM166 177H168V178H166ZM185 179H184V178ZM198 177V178H197ZM252 177V178H251ZM23 178V179H22ZM26 178V179H25ZM35 178V179H34ZM73 179V178H75V179H73V182H71L72 180L71 179ZM129 178V179H128ZM134 180H133V179ZM145 178V179H144ZM149 178V179H148ZM181 178H182V181H181ZM259 178V179H258ZM32 179H34V181H32ZM56 179V178H55ZM68 179V180H67ZM71 181H70V180ZM81 179V180H82ZM111 179V180H112ZM122 179V180H121ZM140 179H141V181H140ZM154 181H153V180ZM167 181H166V180ZM169 179V180H168ZM176 179V180H175ZM184 179V180H183ZM187 179V180H186ZM196 179V180H195ZM211 179H212V181H211ZM214 179V180H213ZM216 179V180H215ZM221 179V180H220ZM258 180V182H256L257 180ZM30 180V181H29ZM41 180V183L43 184V182H42V179H40ZM65 180V181H64ZM75 180V181H74ZM129 180V181H128ZM150 180H152V181H150ZM159 180H162V181H159ZM163 180L164 181H166V182H163ZM172 182H171V181ZM190 180V181H189ZM191 180H194V181H191ZM218 180V181H217ZM260 180V181H259ZM53 181H55V180H53ZM114 181V180H113ZM147 181L149 182V185H148V183H147ZM159 183H157V182ZM170 181V182H169ZM187 181V182H186ZM225 181V182H224ZM251 181H252V184L253 185H251ZM32 182V183H31ZM125 182H126V184H125ZM131 182V183H130ZM161 182V183H160ZM164 184H167L168 185V183H169V187H167V185H164ZM174 182V183H173ZM176 182H177V185H176ZM191 182V183H190ZM194 182V183H193ZM223 182V183H222ZM249 182V183H248ZM59 183V184H58ZM70 183L72 184V186H70ZM188 183V184H187ZM212 183H213V185H212ZM223 185H222V184ZM246 185H245V184ZM256 183H258V184H256ZM29 184H30V186H29ZM42 184H41V186H40V188H42ZM60 184H61V186H60ZM64 184V185H63ZM151 184V185H150ZM174 184V185H173ZM190 184H191V186H190ZM215 184H216V186H215ZM221 184V185H220ZM225 184V185H224ZM249 184H250V186H249ZM256 184V185H255ZM261 184V185H260ZM67 186V188H66V186ZM132 185V186H131ZM148 185V186H147ZM157 185H159V191H157L158 189V186ZM163 185V186H162ZM182 185H184V186H182ZM188 185H189V188H188ZM219 185V186H218ZM246 186V189H245V186ZM258 185V186H257ZM62 186H64L65 188H66V190H65V188L64 187H62ZM70 186V187H69ZM141 186V187H140ZM154 186H157V190L155 189V187ZM181 186L183 187L182 189H181ZM193 186V187H192ZM195 186V187H194ZM247 186H248V188H250V192L248 191V189H247ZM260 186L263 188H260ZM57 187V186H56ZM129 187H130V189H129ZM147 187V188H146ZM152 187V188H151ZM154 187V188H153ZM180 187V188H179ZM186 187V188H185ZM192 187V188H191ZM215 187H216V189H215ZM230 187V188H229ZM252 187V188H251ZM255 187V188H254ZM132 188H133V190H132ZM151 188V189H150ZM162 188V189H161ZM163 188H164V190H163ZM174 188H176V192H174V193H172V189L173 190H175ZM211 188V189H210ZM242 188H244V189H242ZM254 188V189H253ZM43 189V188H42ZM63 189L65 190L64 192L65 193H63ZM143 189L144 190H146V191H143ZM154 189V190H153ZM170 189H171V191H170ZM181 189V192L178 194V192H177V190H180ZM190 189H192V191L190 190ZM215 189V190H214ZM219 189L220 190H222L221 192L219 191ZM223 189H225V190H223ZM258 189H260L259 191H258ZM29 190V189H28ZM167 192H166V191ZM245 190H247V191H245ZM111 191V190H110ZM169 191L171 192V193H169ZM224 191V192H223ZM252 191H254V192H252ZM256 191V192H255ZM29 192H33L32 190H29ZM68 192V193H67ZM76 190L75 191H73V193H74V195L76 194ZM133 192V194H131ZM141 194H140V193ZM142 192H143V194H142ZM154 192V193H155ZM186 192V193H185ZM187 192H188V194H187ZM192 192V193H191ZM218 192H219V194H218ZM244 192V193H243ZM245 192H246V196H245ZM248 192V193H247ZM252 192V194H249V193H251ZM259 192V193H258ZM24 193V192H23ZM22 193V194H23ZM72 193V194H73ZM152 193H150V194H152ZM153 193V194H154ZM160 193H161V195H162V200H159V196H161L160 195ZM189 193H191V194H189ZM226 193H227V195H226ZM242 193H243V195H242ZM147 194V193H146ZM178 194V195H177ZM184 194H185V196H184ZM218 194V195H217ZM223 194V195H222ZM248 194V195H247ZM256 194V195H255ZM262 196H261V195ZM24 195V194H23ZM73 195V196H74ZM148 195V194H147ZM175 195H177V196H179V198L177 197V196H175ZM192 195H194V196H192ZM210 195H212V196H210ZM20 196V195H19ZM137 196H135V197H137ZM144 196H146L145 194H144ZM164 196H166V197H164ZM223 196H225V197H223ZM248 196V197H247ZM259 196H260V198H259ZM142 197L140 198L141 200H142ZM175 197H177V198H175ZM188 197V198H187ZM203 197V198H202ZM220 197V198H219ZM230 197H232V198H230ZM245 197H246V199L247 200H249V201H247L246 199H245ZM158 198V199H157ZM214 198V199H213ZM240 198H242L243 200L245 199L246 201H244L243 202V200L241 201V199ZM147 199V198H146ZM144 200V202L145 201H147V200ZM174 199H176L177 201H178V203L181 205V206H179V204L177 203V201L176 200H174ZM196 199V200H195ZM216 199V200H215ZM219 199H221L220 201H219ZM223 199V200H222ZM228 199H229V202H228ZM260 199V200H259ZM129 200V199H128ZM134 200V199H133ZM141 200H139V201H141ZM170 200H171V202H170ZM173 200V201H172ZM204 200V201H203ZM227 200V201H226ZM242 202H240V201ZM131 201H132V199H131ZM137 201H138V199H137ZM150 200L148 199V201L147 202H149ZM165 201H164V205L162 206V208L161 209H163V210H166L167 208H166V203H165ZM231 201H233V202H231ZM37 202H38V200H37ZM36 201H34V205L32 206V207H30V209L28 210L29 212H31V213H34L35 212V210H33L32 211V209H34V208H37L39 205H40V203L39 204H37L38 206H36V203H37ZM135 202H136V200H135ZM160 202V203H159ZM183 202V203H182ZM199 202V203H198ZM223 202H224V204H223ZM231 202V203H230ZM245 202H247V203H245ZM130 203V202H129ZM177 203V204H176ZM196 203V204H195ZM233 203V204H232ZM246 204V206H245V204ZM178 205L179 206V208H178V206H176V205ZM218 204V205H217ZM221 204V205H220ZM228 204V205H227ZM248 204V205H247ZM257 204V205H256ZM196 205V206H195ZM219 205L220 206H222V208L221 207H219ZM194 206V207H193ZM213 206V207H212ZM226 206V207H225ZM245 206V207H244ZM255 206V207H254ZM168 208H170L169 207V205L167 206ZM252 207L254 208L253 210V212H252ZM32 208V209H31ZM183 208V212L180 214V209H182ZM213 208V209H212ZM218 208V209H217ZM225 208V209H224ZM245 208V209H244ZM261 208V209H260ZM175 209V210H174ZM212 209V210H211ZM217 210V212H216V210ZM224 209V210H223ZM233 209V210H232ZM244 209V210H243ZM256 209V210H255ZM178 210V211H177ZM219 210H221V211H219ZM241 210V211H240ZM243 210V211H242ZM168 211H170V210H168ZM170 211V212H171ZM175 211H177V212H179V213H177V212H175ZM213 211H215V214H214V212ZM225 211V212H224ZM227 211V212H226ZM232 211V212H231ZM259 211V213H257ZM187 212H189L188 213V215H186V213ZM217 213H218V215H217ZM227 213L229 214L228 216H227ZM247 213V214H246ZM252 213V214H251ZM194 214V215H193ZM226 214V215H225ZM178 215V216H179ZM225 215V216H224ZM259 215V216H258ZM174 216H176V215H174ZM178 216H177V218H178ZM181 216H179V218H178V220H181L180 219V217ZM191 216H193V217H191ZM232 216V217H231ZM253 216H254V218H256L254 221L252 220L253 219ZM31 217V216H30ZM235 217V218H234ZM187 218H185L184 219V221H186L187 220ZM221 219V221H223V218H224V221H223V225H222V223H221V221L219 220V219ZM245 218V219H244ZM226 219H227V221H226ZM203 220V223H201V221ZM218 220V221H217ZM230 220V221H229ZM232 220V221H233ZM248 220V219H247ZM27 221V220H26ZM182 221H183V219H182ZM197 221V222H198ZM239 221V220H238ZM238 221H233L234 223H238ZM241 221V220H240ZM189 222H190V220H189ZM188 222V223H189ZM194 222H192V223H194ZM232 222V224L234 225V223ZM251 222L249 221H244V222H242V223H250L251 224ZM254 222V223H255ZM260 222H262L261 220H260ZM186 223V222H185ZM208 223H209V225L211 226H209L208 225ZM253 223V224H254ZM255 223V225L257 226H259V225H261V226H263V227H261L260 226V228L259 229H262V231H260V233L262 232H264V222H262V223H259V224H256ZM190 224V223H189ZM189 224H187V225H189ZM195 224H198V223H195ZM232 224H230V225H232ZM251 225L252 227H254V225ZM191 225V224H190ZM193 226H195L194 224H192ZM191 225V226H192ZM205 225H206V227H205ZM226 225V224H225ZM224 225V226H225ZM247 225V224H246ZM249 225V224H248ZM248 225L246 226L247 228H248ZM219 226H217L216 225V227H219ZM223 226V227H224ZM205 227V228H204ZM215 227V229H217ZM192 228H194V227H192ZM200 228H202L201 230H200ZM249 228H250V226H249ZM256 228H258V227H256ZM255 228V229H256ZM254 228H253V230H252V228H251V231H254L255 230ZM258 230V229H257ZM257 230H255V232L257 231ZM259 231V230H258ZM203 232V231H202ZM213 232V231H212ZM206 233H209V234H213V233H211L210 231L209 232H206ZM254 233V232H253ZM252 233V234H253ZM261 233V234H262ZM214 234H218V231H217V233H216V231H215V233ZM257 234H259V233H257L256 232V234H253V235H255L256 236V238L257 239H255L254 241H249V243L248 244H244L245 246L246 245H249L248 246V248L246 249V248H244L243 247V249L244 250H246V251H248L247 253H244V254H241L240 256L242 257V256H246L248 259H255V257L257 256V255H262L261 256V258H260V263L261 264H264V240H261V239H258V237H264V235L262 236V235H258L257 236ZM255 238V237H254ZM261 240V241H260ZM247 247V246H246ZM252 264H256V262L254 261Z\"/></svg>",
	"mask_w": 264,
	"mask_h": 264
}]
</instances>
